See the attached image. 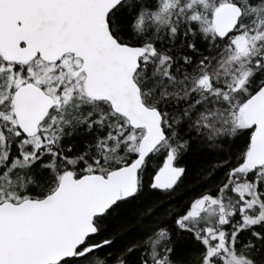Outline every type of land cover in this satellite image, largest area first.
Segmentation results:
<instances>
[{"label":"snow or ice","instance_id":"snow-or-ice-1","mask_svg":"<svg viewBox=\"0 0 264 264\" xmlns=\"http://www.w3.org/2000/svg\"><path fill=\"white\" fill-rule=\"evenodd\" d=\"M0 264H264V0H0Z\"/></svg>","mask_w":264,"mask_h":264}]
</instances>
